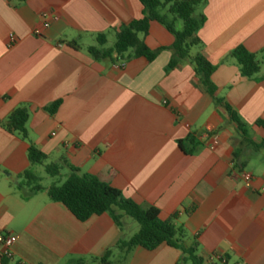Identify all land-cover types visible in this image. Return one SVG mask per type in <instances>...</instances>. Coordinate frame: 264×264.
Segmentation results:
<instances>
[{"label": "crops", "instance_id": "crops-1", "mask_svg": "<svg viewBox=\"0 0 264 264\" xmlns=\"http://www.w3.org/2000/svg\"><path fill=\"white\" fill-rule=\"evenodd\" d=\"M44 12L58 20L38 37ZM143 12L138 0H0V231L18 237L13 257L0 256V264H97L134 232L127 218L121 228L106 214L81 222L47 191L19 188V176L34 168L29 142L5 123L25 107L29 141L48 156L46 164L62 165L67 177L70 167L95 176L141 208L157 209L163 221L177 215L176 225L211 262L227 256L226 264H264V128L256 125L264 122V53L251 79L231 57L239 46L264 51V0H205L197 11L206 18L199 37L217 66L218 96L248 126L255 145L245 147L193 67L169 69L171 51L151 63L88 53L97 36L106 35L108 45L112 28ZM145 42L157 50L174 38L152 22ZM181 258L162 245L137 248L126 260L114 251L110 264H178Z\"/></svg>", "mask_w": 264, "mask_h": 264}, {"label": "trees", "instance_id": "trees-1", "mask_svg": "<svg viewBox=\"0 0 264 264\" xmlns=\"http://www.w3.org/2000/svg\"><path fill=\"white\" fill-rule=\"evenodd\" d=\"M144 7L143 17L134 20L128 25H121L111 29L115 34V42L111 48H106V35L97 36V45L88 48V53L96 60L113 59L117 55L121 60L143 58L153 62L164 51L172 52L169 69L174 70L182 64L193 67L198 85L208 93L217 105L223 106L230 121L236 125L240 133L241 147L255 146L249 138L248 126L240 116L218 96V88L212 80L217 66L213 65L204 55V44L199 37V31L204 27L206 18L198 15V8L205 0H138ZM157 22L164 26L174 38L172 46L151 50L146 45L150 24ZM77 45L73 43V46ZM251 53L243 46L237 47L231 53L243 77L251 79L257 76L262 68V54ZM60 103L56 102L48 108L54 114ZM30 111L27 107L16 110L11 114L5 128L9 133L17 134L24 141L29 142L28 159L32 166L42 165L50 177H58L63 169L59 164H46L48 156L38 150L29 141L27 123ZM257 126L264 128V122H257ZM191 144L199 145L195 139ZM237 158V156H236ZM64 164H67L64 162ZM71 168V174L61 185L53 184L49 188L42 187L40 178L31 170L19 176V188H27L32 194L47 191L52 202L64 205L72 215L81 222H86L94 216L108 215L121 228L126 218L134 220L139 225V231L129 240H120L112 249L107 250L104 257L95 260L97 264H110L114 251H117L126 260L137 248L155 251L160 246L178 250L182 258L178 264H226L228 257H220L211 262L200 254L197 239L189 240L186 230L176 225L177 215L163 221L160 212L155 208L143 209L131 200L125 199L121 192L103 183L95 176L80 174L77 169ZM243 165L236 163L235 169L242 170ZM76 264H85L80 261Z\"/></svg>", "mask_w": 264, "mask_h": 264}, {"label": "built area", "instance_id": "built-area-1", "mask_svg": "<svg viewBox=\"0 0 264 264\" xmlns=\"http://www.w3.org/2000/svg\"><path fill=\"white\" fill-rule=\"evenodd\" d=\"M57 20V16H53L48 12L42 13L40 16V24L35 29L34 34L38 37H42L44 35V31L48 30L51 27L52 22ZM14 41V38H11V42L14 43ZM205 135L207 137L210 136V132H207ZM240 176L243 181L247 183H250L253 180V175L247 172H242ZM17 241L18 237L16 235L0 231V247L2 248L0 256L2 259H10L13 257L12 249L16 245Z\"/></svg>", "mask_w": 264, "mask_h": 264}, {"label": "rangeland", "instance_id": "rangeland-1", "mask_svg": "<svg viewBox=\"0 0 264 264\" xmlns=\"http://www.w3.org/2000/svg\"><path fill=\"white\" fill-rule=\"evenodd\" d=\"M113 42H115V38L111 37L110 38V41H109V44L106 46V48H111L113 46ZM32 172L40 178V185L44 188H47V187H50L52 186L53 184H57V185H61L63 184L66 180H67V175H68V171L67 169H63L61 171V174L60 176L58 177H50L47 173H46V170H45V167L42 166V165H36L34 166ZM128 222L130 223L131 225V228L134 229V232L132 235H134L135 233L138 232L139 230V225L132 219L130 218H127Z\"/></svg>", "mask_w": 264, "mask_h": 264}]
</instances>
